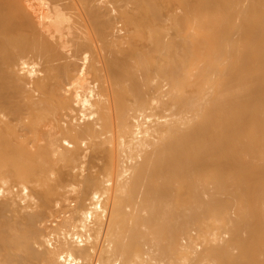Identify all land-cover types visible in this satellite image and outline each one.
Instances as JSON below:
<instances>
[{
	"label": "bare ground",
	"instance_id": "1",
	"mask_svg": "<svg viewBox=\"0 0 264 264\" xmlns=\"http://www.w3.org/2000/svg\"><path fill=\"white\" fill-rule=\"evenodd\" d=\"M154 1L0 0V151H29L1 162L0 264H264V197L230 213L226 176L206 193L193 164L260 148L264 0L183 1L186 43L167 36L176 2Z\"/></svg>",
	"mask_w": 264,
	"mask_h": 264
},
{
	"label": "rangeland",
	"instance_id": "2",
	"mask_svg": "<svg viewBox=\"0 0 264 264\" xmlns=\"http://www.w3.org/2000/svg\"><path fill=\"white\" fill-rule=\"evenodd\" d=\"M156 1H158V0H155L154 1V4H156ZM167 2H170L169 0H166ZM178 0H174V2H176V3H178V2H180V3H182L183 1H185V2H187V0H179L178 2H177ZM195 2H197V5H196V9H198V7H202V11H201V14L204 12L205 14H207L208 16H210V12L213 10V8H212V6H211V4H209L208 2L210 1V0H207V1H205V0H194ZM194 1H192L193 3H194ZM199 1V2H198ZM258 1V3H260V4H262L263 3V1L262 0H257ZM185 2H183L182 4H183V6H182V4L180 5V3H178V4H170L169 3V7H173L172 8V12H171V8L169 9V7L167 6V9L168 10H170V12L171 13H175L176 15H177V18H176V22H178L177 24L176 23H174V24H171V28H168L167 29V31L169 32V35H168V32H167V36H169L170 38L171 37H174V39L175 40H177L178 39V41H180V43H182L183 41L186 43V37L185 36H187V34H186V31L185 30H189V29H193V27L196 29V21H194V22H192V20H191V18H192V14L190 13V16H189V14H188V10H186V9H184V7H185V5H184V3ZM201 2V3H200ZM211 2H212V0H211ZM173 3V2H172ZM168 4V3H167ZM199 4H200V6H199ZM202 4V5H201ZM205 6H204V5ZM208 4V5H207ZM228 6H226L225 8H230V7H233L232 5H230L231 3H230V1H228ZM176 5V6H175ZM226 5V4H225ZM182 7V8H181ZM208 7H209V9H208ZM179 8H181L182 10H180ZM211 8V9H210ZM166 9V10H167ZM184 9V10H183ZM166 10L164 11V12H166ZM167 10V11H168ZM184 11H185V13H184ZM208 11V12H207ZM169 11H168V13H170ZM178 12V13H177ZM181 12V13H180ZM187 12V13H186ZM214 11H212V13H213ZM167 13V14H168ZM170 13V14H171ZM203 13V14H204ZM167 14L166 15H164L165 16V18L167 19V21L169 20V18H170V14H168V16H167ZM183 14H188L187 16H185V18H187L188 16V19H186L185 20V18H183L185 21H187L188 22V20L190 19V21L192 22V23H194V24H192L190 21V24H187L185 21H183V23L185 24H182V21L181 20H183V19H181L182 17H183ZM180 15H181V17H180ZM179 16V17H178ZM208 16H207V18H208ZM210 18V17H209ZM208 18V19H209ZM229 18V20H227L228 21V24H229V22L231 23V24H229V28L231 29V28H233V30H234V32L236 31V27H234L235 25H232V23H233V21H235L236 19H237V16H235V19L233 20V18H234V16H232L231 17V15L230 16H228L227 17V19ZM232 18V19H231ZM177 19H179L180 21H178ZM194 20V19H193ZM233 20V21H232ZM209 21H211V23H212V20H211V18H210V20ZM232 21V22H231ZM237 21V20H236ZM235 21V23L234 24H237V22ZM165 22V21H164ZM168 22H171V20H169ZM181 22V23H180ZM210 23V24H211ZM187 24V25H186ZM118 25H120V24H118ZM156 25H158V26H156ZM175 25V26H174ZM192 25V26H191ZM230 25H231V27H230ZM159 26H160V24H155L154 25V27L155 28H159ZM172 26H174V27H172ZM178 26H180V27H177ZM233 26V27H232ZM188 27V28H187ZM173 29V30H172ZM177 30H179V31H177ZM232 30V29H231ZM231 30H229V33H230V31ZM174 31V32H173ZM177 31V32H176ZM123 32V31H122ZM232 33H230L229 34V36L231 35V37H232V35H235L236 33H234L233 31H231ZM177 33V34H176ZM179 33V34H178ZM234 33V34H233ZM160 34V33H159ZM159 34H158V37H159ZM164 35V33L162 34V36ZM185 35V36H184ZM191 35V34H190ZM167 36L165 35L164 36V40L165 39H167ZM237 34L235 35V36H233L232 38L234 39H236V38H240V36H237ZM168 37V38H169ZM180 37V38H179ZM184 37V38H183ZM188 37H189V35H188ZM192 37V36H191ZM191 37H189V38H191ZM118 38V37H117ZM122 38V37H121ZM163 38V37H162ZM186 38V39H185ZM120 38H118V39H116V42H117V40H119ZM234 39V40H235ZM120 40H122V41H124L125 43V45L126 46H124V44H123V46H124V48L126 49L127 47H129L128 45H130V43H129V40L128 39H126V40H123V39H120ZM181 40H183V41H181ZM189 40V39H188ZM233 40V41H234ZM126 41H128V42H126ZM238 41V40H237ZM115 42V43H116ZM183 42V43H184ZM234 42H236V40L234 41ZM188 43V42H187ZM234 116V115H233ZM232 116V117H233ZM262 122H264L263 120H261V123ZM259 124H260V122H259ZM258 124V125H259ZM258 132H259V134H260V142H259V145H260V148L258 149V151L257 152H255L254 153V151L253 150H255V149H248L247 150V147H245V146H242L243 145V142L241 143V140L242 141H245V140H247V141H249L250 140V137H242V139L241 138H239L238 140L240 141L237 145L238 146H240V147H237V152L235 153V155H234V157H235V159H234V161L232 162V163H220L219 165H220V168L221 169H219V170H216V169H213V165H212V162H213V159H215L216 158V153H212V154H210V155H202L203 157H205L207 160L205 161V162H203V163H193V164H195L198 168H199V170L201 171V173H204L205 171H207V173H206V175H205V181H210L207 185H205L204 186V191L207 193V192H211V191H214L215 190V187L213 186L214 184H215V181L213 182V181H211V180H209V178H208V173L211 171V170H214V172H215V174L217 175V176H226V185L228 184V189H226L225 190V192H227L228 193V195L227 196H225L226 197V199L225 200H228V199H230L229 200V202H230V205H229V207H228V209H229V212L231 213V212H233V210H238V208H239V206L238 207H235V206H237V201H238V198L240 197V196H242V197H246V198H249V199H251V198H253V196L254 195H256V194H261L263 197H264V192H257V191H254L253 189H252V187H253V184H255L256 182L254 181V180H258V182H259V184L260 183H264V181L263 180H261L258 176H255V174L257 173V171H256V168H257V166H261V165H264V124H261L260 125V128L258 129ZM249 138V139H248ZM245 139V140H244ZM231 139L230 138H227V140L226 139H223V141H225L226 143H225V148H233V147H231V146H227V145H230L231 144V141H230ZM230 143H229V142ZM236 145V146H237ZM235 146V147H236ZM251 146V145H250ZM249 146V147H250ZM14 150L15 149H13L12 151L13 152H10L9 151V153H6L5 154V152H4V150H3V155H1V151H0V167L1 168H5V167H7L8 166V172L7 171H5V172H3L4 171V169H2V170H0V176L2 175V173L1 172H3V175L2 176H4V175H8V173H11V175H12V172L10 171V165L11 164H9V165H7L6 166V164H5V167H4V165L2 164L1 165V162L2 163H5L4 161H7L8 160V163H11L12 162V164L14 163V161H17L18 160V162H19V164L21 163H23L22 165H25V164H27V162H29L28 161V159H29V156H27L28 155V153H29V151L27 150V149H23V151L25 152V155L23 154L24 152L22 151L21 152V150H19L20 151V153H19V151H17L18 149H16L15 150V152H14ZM259 151H262V152H259ZM7 152V151H6ZM17 152V153H16ZM253 153V154H252ZM11 154V155H10ZM21 155V156H16V155ZM110 153H108L107 155H106V153H105V155L107 156V170H109L110 172H112L113 174L114 173H119L120 172V170H117L115 167H116V161H114V160H112V159H110V155H109ZM255 154V155H254ZM24 155V156H23ZM193 156H199L200 154H192ZM7 156V157H6ZM16 156V157H15ZM25 156H27V157H25ZM223 157H228L229 155L228 154H223L222 155ZM255 158H254V157ZM4 157V158H3ZM260 157H262V158H260ZM11 160H10V159ZM17 158H21V159H17ZM251 160H253V161H251ZM3 159H5V160H3ZM12 159H15L14 161L12 160ZM22 159H23V161H22ZM99 159V158H98ZM101 159H103V157L101 158ZM262 160V161H261ZM26 161V162H25ZM245 162V163H244ZM90 162L89 161H87V164H89ZM205 163V164H204ZM262 163V164H261ZM90 165V164H89ZM89 165H87V167L89 166ZM12 167H13V165H11ZM204 166V167H203ZM11 167V168H12ZM0 168V169H1ZM249 168L255 173V174H251V178L250 179H244L245 181L243 182V181H240L238 178H237V176H238V174H236V175H234V174H227V172H240V173H243V175H244V177H246V172L249 170ZM7 169V168H6ZM89 170V169H88ZM10 171V172H9ZM7 172V173H6ZM185 172L186 173H188V174H192V172L195 174V172L194 171H191V169L190 168H186V170H185ZM9 176L8 175V178L9 177H11V179L12 178H14V182H17V180L15 181V179H16V177L14 176ZM14 175V174H13ZM37 178H40V180L43 178H45L44 176L41 178V177H37ZM37 178L35 177V180H33V181H36L37 180ZM7 179V178H6ZM17 179H18V177H17ZM66 179H68L69 180V178H65V180ZM70 179H72V178H70ZM8 180V179H7ZM19 180V179H18ZM44 180H46V179H44ZM68 180H66V181H64L63 180V182L64 183H66V185L67 184H69L67 181ZM8 181H12V180H8ZM39 181V180H38ZM38 181H36V182H38ZM42 181V180H41ZM61 181V180H60ZM46 182V181H45ZM45 182H43L44 184H45ZM48 182V181H47ZM62 182V183H63ZM7 183H11L12 185H13V183L12 182H7ZM39 183H41V182H39ZM61 183V185H63L64 186V184H62ZM10 184V186H12ZM19 185V183H16L15 185ZM42 184V183H41ZM7 186H9V184L7 185ZM5 187L4 186V188H6L5 190H7V188H8V190H9V187ZM50 187H51V185H49ZM19 188H20V185L18 186ZM17 187V189H16V187H15V189L16 190H19V188ZM49 187V188H50ZM55 187V186H54ZM47 188H48V186H47ZM63 188V187H62ZM226 188V187H225ZM11 189H14L13 187L12 188H10V190ZM66 189H68L67 188V186H66ZM68 192H71V191H68ZM67 194V193H66ZM183 194V193H182ZM221 196H222V194H221ZM224 197V196H223ZM232 198V199H231ZM234 199V200H233ZM23 202L21 201V203L20 204H22ZM25 203V202H24ZM22 205H25V204H22ZM8 213V212H7ZM10 214H12V213H8L7 215H10ZM6 215V216H7ZM14 215V214H13ZM11 216V215H10ZM19 216V215H18ZM46 216H47V214H46ZM9 217V216H8ZM12 217H14V216H12ZM49 217V216H48ZM10 218V217H9ZM14 218H19V217H17V215H16V217H14ZM46 218V217H45ZM11 219V218H10ZM13 219V218H12ZM11 219V220H12ZM17 219H15V220H12V221H16ZM19 220V219H18ZM20 220H21V218H20ZM207 222H210V221H207ZM211 222H213V220H211ZM210 222V223H211ZM212 224V223H211ZM213 224H214V222H213ZM216 224V223H215ZM214 231V230H213ZM209 232H211V231H209ZM208 232V233H209ZM208 236H209V234H208ZM211 237V236H210ZM186 260V262H187V259H185ZM36 264H39V260L38 261H34Z\"/></svg>",
	"mask_w": 264,
	"mask_h": 264
}]
</instances>
